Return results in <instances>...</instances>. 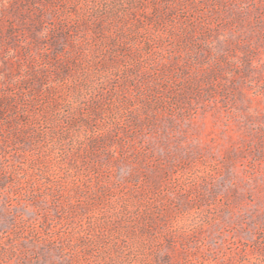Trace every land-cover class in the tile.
<instances>
[{"label":"rangeland","instance_id":"374dc122","mask_svg":"<svg viewBox=\"0 0 264 264\" xmlns=\"http://www.w3.org/2000/svg\"><path fill=\"white\" fill-rule=\"evenodd\" d=\"M0 264H264V0H0Z\"/></svg>","mask_w":264,"mask_h":264}]
</instances>
